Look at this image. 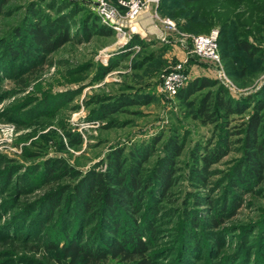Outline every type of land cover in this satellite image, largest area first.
Here are the masks:
<instances>
[{"label":"rangeland","instance_id":"374dc122","mask_svg":"<svg viewBox=\"0 0 264 264\" xmlns=\"http://www.w3.org/2000/svg\"><path fill=\"white\" fill-rule=\"evenodd\" d=\"M2 1L0 264H69L60 251L47 245L58 242L57 219L43 228L37 226L36 219L45 195L63 189L74 179L57 176L45 182L38 172L28 175L32 169L59 159L81 173L102 171L112 150L126 151L160 139L143 164L148 170L162 154L163 142L172 135L181 137L184 144L174 184L163 200H154L156 207L150 212L151 206L143 199L138 214L152 213L149 246L156 264H183L182 242L188 236L185 228L197 239L187 264H239L241 256L248 264H264V174L239 190L234 198L237 203L227 201L221 210L229 176L241 155V125L253 110V100L264 104V0H159L157 6L142 11L130 27L125 20L127 0H103L121 23L120 31L102 21L85 0H7L1 6ZM30 8L65 27L70 39L42 56L12 60L7 47L12 40L15 44H10L11 49L17 50L15 30L32 17ZM89 12L108 35L87 33L92 23L85 22ZM152 14L174 22L173 36L163 39L159 32L142 27L143 20L149 26L157 25ZM212 30L217 39L221 36V52L229 54L220 59L224 83L214 77L210 67L188 54L191 37ZM238 41L253 47L254 55L241 52L236 47ZM21 43L27 48V39ZM185 57V83L195 77L216 79L228 96L242 100L248 109L225 121L203 124L194 118V107L213 88L196 92L187 100L161 89V75ZM107 67L111 70L103 73ZM219 138L228 141L227 153L209 166L203 185L193 181V146L211 148ZM200 198L215 201L213 205L202 200L196 203ZM187 215L197 217L198 223L187 224ZM213 215L218 225L212 224ZM148 235L146 230L144 236Z\"/></svg>","mask_w":264,"mask_h":264},{"label":"trees","instance_id":"16d2710c","mask_svg":"<svg viewBox=\"0 0 264 264\" xmlns=\"http://www.w3.org/2000/svg\"><path fill=\"white\" fill-rule=\"evenodd\" d=\"M6 1L3 0L1 6ZM178 1L188 3L207 0ZM174 11L177 12L178 8ZM175 12L170 14L171 18L174 17ZM89 14L85 22L92 23L87 22L89 24L87 33L102 31L108 35L109 31L97 25L93 13L89 12ZM29 15L32 17L15 30L14 40L18 41L17 50L11 49L13 46L10 44H15L12 40L7 47V56L12 60H21L29 55L42 56L43 53L62 46L70 39L65 27H60L54 21L46 19L39 9L30 8ZM87 37L89 39L90 34H87ZM26 39L28 45L24 48L21 41ZM220 39L219 35L217 48L220 59H223L229 57V54L221 52ZM21 47L23 48L19 49ZM236 47L248 57L255 53L254 48L245 41H238ZM109 70L111 68L107 67L103 73ZM208 88L213 89L202 96L193 113L194 118L203 124L225 121L233 115L243 114L248 109L246 103L228 96L216 79L208 77L192 78L176 91V95L180 99L187 100L194 93ZM251 108L253 110L241 125L243 128L239 132L241 137L238 139L241 155L229 176L227 184L229 199L227 200L225 196L221 210H225L227 201L233 205L237 203L234 198L240 194L239 190L249 187V184L261 179L264 174V104L260 100H253ZM159 140L154 139L151 143L132 149L127 148L126 151V148L112 150L106 157L105 168L102 171L90 169L81 173L59 159H50L32 169L28 175L38 172L41 178L46 180L45 182L51 181L50 179L55 180L57 176L74 179L72 183L63 186V189L53 190L42 199V209L37 213V226L43 228L55 218L57 223L54 226L58 224L59 227L58 242L55 245H47L60 251L68 259L69 264H156L149 246L153 238V229L150 228L152 213L149 212L155 209L156 198L163 200L168 195L177 173L175 168L177 159L184 148L181 137L178 135L168 137L162 144V154L156 164L148 170L143 169V164L153 154ZM227 143L226 139L219 138L211 148L202 145L193 146L190 155L193 162L190 165V175L193 181L196 180L202 185L205 183L207 169L227 153L229 148ZM143 199H147L148 205L152 208L150 207L149 214L145 213L140 217L138 214L143 208ZM200 200L212 205L215 201L210 199L209 202L200 198L198 202L195 199L199 204ZM184 217L187 224L198 223L197 217L190 215V218L188 215ZM138 219L141 221L138 222ZM210 220L213 225L219 224L215 216L210 217ZM146 230L150 233L147 238L144 236ZM183 232L188 236L185 242H182L185 258H182L181 262L187 264L190 251L196 245L197 239L195 240L194 233L189 229L185 228ZM190 242L192 245L188 244ZM239 259V264H248L242 256ZM108 260L113 263H107ZM230 264H234V261Z\"/></svg>","mask_w":264,"mask_h":264},{"label":"built area","instance_id":"2783aa9c","mask_svg":"<svg viewBox=\"0 0 264 264\" xmlns=\"http://www.w3.org/2000/svg\"><path fill=\"white\" fill-rule=\"evenodd\" d=\"M92 6V10L96 11L101 17L102 21L112 25L113 29L120 31V24L115 16L113 10H110L103 0H85ZM159 0H127L124 2L126 6L125 20L128 21V26L132 23H136L140 14L144 10H149L151 5L157 6ZM151 18L154 19L159 25V33L162 34V38L173 36L175 32V25L169 19H161L157 15L152 14ZM188 54L195 56L201 63L206 64L210 69L215 78L219 79L223 83L224 72L220 63V56L217 48V32L210 31L208 33L193 35L190 39ZM188 57H185L181 63L175 65V67L166 71L161 75V89L169 95L174 96L176 91L185 84L186 74L183 72V65L186 63Z\"/></svg>","mask_w":264,"mask_h":264},{"label":"crops","instance_id":"0c3cea01","mask_svg":"<svg viewBox=\"0 0 264 264\" xmlns=\"http://www.w3.org/2000/svg\"><path fill=\"white\" fill-rule=\"evenodd\" d=\"M143 24H141L142 25V27H144L145 29H149V30H154V32H159V30H160V27L158 26L157 27V25H155V26H149L148 24H147V21H145V20H143V22H142ZM145 23V24H144ZM148 25V26H147Z\"/></svg>","mask_w":264,"mask_h":264}]
</instances>
